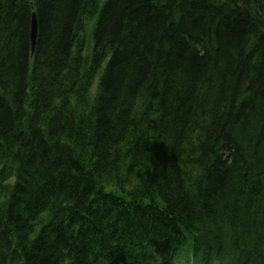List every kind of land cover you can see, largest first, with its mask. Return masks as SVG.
<instances>
[{"label": "trees", "instance_id": "16d2710c", "mask_svg": "<svg viewBox=\"0 0 264 264\" xmlns=\"http://www.w3.org/2000/svg\"><path fill=\"white\" fill-rule=\"evenodd\" d=\"M0 264H264V0H0Z\"/></svg>", "mask_w": 264, "mask_h": 264}, {"label": "rangeland", "instance_id": "374dc122", "mask_svg": "<svg viewBox=\"0 0 264 264\" xmlns=\"http://www.w3.org/2000/svg\"><path fill=\"white\" fill-rule=\"evenodd\" d=\"M83 13H84L83 16H85V18H83V20H82L84 27H82L81 33H79V38H80V41H81L83 49H84V50H82V55L86 60H88V58L90 57V54L92 52L91 38H92L93 30H94L95 16L91 17L90 11L85 10V9H84ZM97 78L98 77L95 76L91 80L90 92L93 91V88L97 82ZM83 82H85L84 79H83Z\"/></svg>", "mask_w": 264, "mask_h": 264}, {"label": "water", "instance_id": "95a60500", "mask_svg": "<svg viewBox=\"0 0 264 264\" xmlns=\"http://www.w3.org/2000/svg\"><path fill=\"white\" fill-rule=\"evenodd\" d=\"M36 38H37V20L35 14H32L31 22H30V45L32 52L34 51Z\"/></svg>", "mask_w": 264, "mask_h": 264}]
</instances>
